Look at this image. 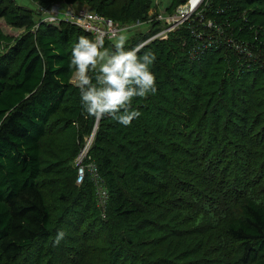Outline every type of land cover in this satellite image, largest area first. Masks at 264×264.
<instances>
[{"label": "trees", "instance_id": "1", "mask_svg": "<svg viewBox=\"0 0 264 264\" xmlns=\"http://www.w3.org/2000/svg\"><path fill=\"white\" fill-rule=\"evenodd\" d=\"M55 1L76 0H43L38 4L47 6ZM81 1L123 24L148 22L152 5L151 0ZM186 1L180 0L181 4ZM208 2L205 18H212L234 38L254 44L252 56L244 59L238 52L211 46L201 56L191 58V27H201L199 20L177 31H183L186 39L182 46L175 43L184 63L173 58L170 41L155 39L144 44V50L155 52L150 67L156 83L163 88L172 85L173 95L182 92L184 97L176 106L179 114L166 125L163 122L159 130L154 123L148 124L146 117L138 116L133 132H120L126 143L117 145L118 153H109V147L116 145L108 136L109 120L98 116L100 127L93 146L96 159L87 158L97 168L98 181L95 184L88 171L78 185L76 168L74 182L76 187H83L78 192H93V202L88 198L83 205L90 208L93 204V215L101 219L108 217L110 205L119 218L135 223L145 219L150 206L169 204L171 208L162 212L163 218L173 216L181 227H197L190 234L196 237L202 232L209 234L199 226L207 220L217 225L223 212L216 213L219 202L193 194L187 195V205L177 204L174 199L187 194L177 183L180 159L209 173L216 171V175L222 170L223 180L217 185L213 187L214 179L208 177L204 182L214 192L226 190L228 194L224 201L232 209L226 215L225 230L234 242L230 264H264V161L258 164L264 156V95L258 97L262 90L258 85L264 82V0ZM35 11L17 5L15 0H0V19L7 18L13 26L28 30L39 25L35 33L1 43L5 53L0 56V264H19L21 257V264H44L52 246L60 244L61 240H54L58 228L46 192L54 185L52 180L61 176L63 164L48 166L55 154L42 142L50 133L53 117L71 127L82 114L79 88L71 82L74 67L70 66L69 47L79 35H92L70 23L42 22ZM149 23L147 31L135 34L126 45L143 43L160 30L158 22ZM199 66H212V71L202 76L195 71ZM229 85L239 87L227 93L225 87ZM111 124L115 128L114 122ZM179 125L190 135L197 134V139L200 135V144L202 137L209 135L207 147L200 153L195 147H183L187 142L178 135ZM207 126L209 132L205 134ZM236 165L239 174L231 178ZM96 185H102L108 195L105 210L99 204ZM201 245L199 241L198 251Z\"/></svg>", "mask_w": 264, "mask_h": 264}, {"label": "rangeland", "instance_id": "2", "mask_svg": "<svg viewBox=\"0 0 264 264\" xmlns=\"http://www.w3.org/2000/svg\"><path fill=\"white\" fill-rule=\"evenodd\" d=\"M16 4L26 8L27 10H36L43 21V17L40 13V7L38 3H42L43 0H15ZM72 4H80L85 6L86 2L76 0ZM151 9L149 11L150 18L148 22L142 24H125L131 26L127 29V41L132 36L139 32L147 31L151 18L152 21L158 22L157 28H164L167 23L161 21L158 18L160 15L165 16L163 20H170L171 15L177 13L178 7L181 5L180 0H151ZM173 10L172 12H170ZM206 18H203L205 24ZM123 24V23H122ZM189 23L183 24L172 30L165 35V37L158 39H165L170 41V50L175 61L184 63L183 55L177 50V45L181 46L185 44L184 32H177L181 27ZM35 28L28 30L25 27H15L9 23L7 18L0 19V56L5 53L2 50V42H13L20 39L28 32H36ZM209 34V32L207 33ZM153 35V34H152ZM151 35V36H152ZM191 35L192 30H191ZM150 36V37H151ZM207 36V35H206ZM149 37V38H150ZM148 38V39H149ZM116 38L112 40L114 43ZM146 39L144 42H146ZM152 41V40H151ZM150 42V41H149ZM216 38H207L203 42H198V57L205 53L204 45H210L215 47L217 44ZM112 43H106L105 46L111 47ZM148 43V42H147ZM255 43V42H254ZM141 44V43H140ZM172 44L174 46H172ZM192 45V44H191ZM254 46V44H251ZM129 46V45H126ZM142 45V51H152L151 49L144 50L145 46ZM72 46L69 47L71 51ZM155 53V52H153ZM155 60V59H154ZM186 65V64H185ZM188 66V65H186ZM202 76L209 75L212 71V66H199L195 70ZM206 81V80H205ZM204 81V82H205ZM71 82L75 83V69L73 70ZM163 81H161L162 83ZM178 81H175L177 83ZM206 83V82H205ZM262 89L258 93V97L264 95V82L259 84ZM78 87V86H77ZM172 85H166L164 88L160 83H156L155 93H148L143 97H133L132 106L137 108L140 115H143L148 119V124L154 123L155 129L170 120L175 114H179L176 106L178 99L183 98L181 91L173 95L170 88ZM217 88V86H213ZM239 86H237L238 88ZM236 86H226L225 92H232L236 89ZM210 89V88H208ZM211 90V89H210ZM79 91V90H78ZM162 100V102H159ZM78 103L79 99H78ZM81 105V104H80ZM261 110H264V104ZM102 116V115H101ZM108 118L109 138L116 144L113 147H109V153H118L117 145L119 143H126V140L122 138L121 133L133 132L135 126H137V118L129 125H123L119 123L115 117L105 114ZM50 120L51 130L49 135L43 140V146L55 154L54 159L48 160V166L56 165L61 162V176L54 178L52 181L54 185L47 189L48 201L50 202L54 211V224L58 229L64 230V237L61 239L59 245H53L51 255L44 264H230L233 259L234 242L225 230L226 215L229 216L231 209L224 201V195H228L226 190H221V193L213 191V187L217 185L218 181L223 180L220 178L221 172L209 173L202 170L195 163L185 162L180 159L177 172L179 178L177 179L178 186L182 187L184 193L179 194L180 200L174 199L179 206L187 205V195L193 194L200 198L208 199L219 202V206L216 208V213L223 212V216L220 217L218 224H212L210 221H204L199 228L206 230L209 234H203L201 236L193 237V234L197 227H181L177 220H174L173 216L166 219L163 218V213L171 208L169 204L152 205L147 211L145 219L141 222H131L119 218L113 211L112 205L108 207V217L101 219L97 214L93 215L92 207H84V202L88 198L93 202V192L88 193L86 190L80 191L83 187H76L74 182V175L76 171V157L80 151L88 145V155L91 159H96V152L93 151L94 141L96 133L100 127L98 116L89 114L82 109L80 117L76 118V125L69 127V123L62 121L58 123V119ZM112 122L115 124V128L112 126ZM71 124V123H70ZM99 125V126H98ZM166 127V126H165ZM164 127V129H165ZM154 129V130H155ZM178 135L183 137V140L187 142L183 147H195L197 153L201 152L202 147H207V142L210 140L209 135L203 138V142L200 144V135L197 139V134L190 135L188 131H183L180 125L177 128ZM198 130V128H197ZM156 131V130H155ZM209 132V126L205 128L206 132ZM131 134V133H130ZM149 137H153L148 133ZM260 140L261 136L259 135ZM196 141H199L198 143ZM202 145V146H200ZM264 147V146H263ZM190 149V148H189ZM188 149V150H189ZM200 151V152H199ZM234 160V158H232ZM264 161V156L258 162L259 165ZM231 178H235V174H239V169L236 165ZM236 175V176H237ZM234 176V177H233ZM214 179L213 187L208 182H204L205 178ZM179 181V182H178ZM205 183V186L203 185ZM212 189V190H211ZM223 195L221 198L218 196ZM197 205L194 204V207ZM146 209V208H145ZM225 217V218H224ZM220 233L218 236L215 233ZM185 236L180 242V237ZM199 241L203 242L202 247L197 250ZM236 246V245H235ZM23 263V257L19 259V264ZM236 264H241L236 262Z\"/></svg>", "mask_w": 264, "mask_h": 264}, {"label": "clouds", "instance_id": "3", "mask_svg": "<svg viewBox=\"0 0 264 264\" xmlns=\"http://www.w3.org/2000/svg\"><path fill=\"white\" fill-rule=\"evenodd\" d=\"M105 35H79L72 45L70 66L75 69L79 102L89 114H106L129 125L140 115L132 106V98L157 90L156 76L150 67L155 54L150 50L141 52V44L126 46V27L120 28L118 34L113 32L116 39L111 47L105 46ZM64 235V230L58 229L55 242Z\"/></svg>", "mask_w": 264, "mask_h": 264}, {"label": "built area", "instance_id": "4", "mask_svg": "<svg viewBox=\"0 0 264 264\" xmlns=\"http://www.w3.org/2000/svg\"><path fill=\"white\" fill-rule=\"evenodd\" d=\"M209 5L208 0H187L185 3L178 7L177 13L171 15L170 20H163L165 16H159L158 18L165 21L167 25L155 32L146 42L141 43V45L146 44L151 40L165 37L164 34L175 30L179 26L191 23L194 20H199L201 27H191L194 41L189 48V55L191 58H197L198 56V42H203L207 38H216L217 44L215 47H223L228 51L238 52L243 56L244 59L252 56L253 46L249 42L242 41L237 37L234 38L232 34L226 31L225 27L218 25L212 18H207L205 24L202 22L205 17L203 12L206 6ZM40 13L43 17V21L51 24H60L61 22L70 23L78 28L82 29L86 33L95 36L100 32H104L105 40H113L116 38L113 32L119 33V29L122 27L129 28L131 26L119 23L113 20L111 17L103 15L91 7L80 4H72L66 1H55L47 6L40 7ZM156 18V15H155ZM155 18H151L152 21ZM142 24V23H140ZM209 32V34H207ZM207 35V36H206ZM210 45H204L205 50ZM204 50V51H205ZM88 145L80 151L79 155L76 157V168L77 177L76 183L80 185L86 178L87 172L92 174V180L97 183L98 172L94 164L87 162L88 158ZM97 195L99 196V204L106 209L108 195L102 185L97 186ZM105 216V215H104Z\"/></svg>", "mask_w": 264, "mask_h": 264}]
</instances>
